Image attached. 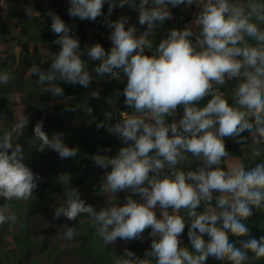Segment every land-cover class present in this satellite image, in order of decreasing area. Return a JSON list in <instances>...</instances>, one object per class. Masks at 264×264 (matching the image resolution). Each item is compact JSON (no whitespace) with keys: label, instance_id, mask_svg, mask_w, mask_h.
Wrapping results in <instances>:
<instances>
[{"label":"clouds","instance_id":"9594fccd","mask_svg":"<svg viewBox=\"0 0 264 264\" xmlns=\"http://www.w3.org/2000/svg\"><path fill=\"white\" fill-rule=\"evenodd\" d=\"M69 2L71 17L95 21L103 14L105 0ZM107 3L109 15L116 7L136 10L138 22L146 25V30L138 35L135 25L126 28L127 16L116 21L105 18L107 27L112 29L110 51L99 43L81 50L79 39L70 34L74 26L49 11L51 30L57 35L53 43L60 50L46 71L35 64L30 68L37 82L54 97L64 95L57 81L87 89L94 79L92 73L118 81L126 78L124 103L131 109L116 118L114 107L105 113V121L96 125L98 129L107 127L123 143L114 156L93 157L98 167L111 169L105 171L101 185L108 206L97 211L86 204L79 190L71 186L70 175L61 174L59 182L64 186L65 204L56 207L54 218L62 215L76 221L78 216H87L105 246L117 239L143 240L145 230L151 229L150 249L139 253L145 255L144 259L118 245L117 253L124 255L113 257L114 264H206L210 256L225 264H252L261 260L264 236L251 237L245 222L253 216V210L264 211V161L247 169L234 164L225 170L221 165L231 157L225 137L239 144L250 140L247 144L253 160L264 155L261 147L264 0H139L138 4L137 0H107ZM182 4L197 6L195 19L183 16L185 20L188 18L185 27L171 29L154 46L149 37L157 22L161 25L166 20L173 22L168 5ZM25 12L29 18L39 16L31 6ZM84 55L99 62L91 71L88 62L82 59ZM12 79V74L0 73V84L7 85ZM233 80L237 83L230 104L221 88ZM90 95L100 97L96 90ZM205 97L210 99L200 107ZM106 99L109 105L116 103L111 97ZM181 106L183 113L177 120V109ZM77 110L89 116L93 111L87 101L65 108ZM168 118L173 119L169 122ZM114 119L115 123H108ZM27 123L28 118L21 119L16 129H25ZM42 129V121L33 129L31 142L34 145L39 142L38 151L50 148L61 159L77 155V149L63 142L62 134L49 137ZM245 132L248 136L242 135ZM25 155L20 143L13 144L11 132L0 137V197L5 200L28 201L37 188L40 177L23 162ZM189 157L199 162L195 169L189 167L185 171L177 167L190 164ZM129 191L132 195L119 204L115 194ZM133 195L140 199H133ZM201 206L203 211L198 210ZM181 210L186 212V218L179 214ZM7 212V206L0 208V225L17 220L14 214L6 215ZM186 225L191 249L181 246ZM229 233L248 239L240 240L237 246L230 242ZM76 235V227L64 225L65 240L71 241ZM72 256L78 264H97L89 256L88 261L87 257L83 261L81 255Z\"/></svg>","mask_w":264,"mask_h":264},{"label":"trees","instance_id":"16d2710c","mask_svg":"<svg viewBox=\"0 0 264 264\" xmlns=\"http://www.w3.org/2000/svg\"><path fill=\"white\" fill-rule=\"evenodd\" d=\"M5 19L0 22V44L8 32V26L10 22L12 28L19 29V37L24 41L19 43L18 50L22 59L23 72L17 76L12 82L7 85L0 84V137L9 132L8 128H5V124L10 125L11 121H8L10 116L17 112V103L13 99L16 95L21 94L22 97V110L23 115L28 118V123L25 129L20 131V134L13 144L20 143L25 150L24 163L28 166L35 175H38L40 179L37 181V188L34 190L31 201L27 204L26 219L20 220V228L17 233L8 232L4 233L5 229L0 228V264L15 262L14 264H30L39 263L40 259L51 260L60 247L74 248V255H81L82 260L84 257H90L95 263L99 264H114L110 261L112 253L117 252V242L107 246L104 245L102 238L96 233L92 227L90 218L85 215L77 217L76 221H69L66 217L60 216L58 219L54 218L55 209L58 206L65 204V192L64 186L59 182V176L61 174H69L71 177V186L77 188L81 193V199L86 204H91L97 211L101 208L108 206V198L101 192V177H104L105 171L111 169H102L98 167L93 160V157L97 154L114 156L118 152L119 141L116 140V136L109 131L107 127L97 128L96 125L99 122L105 121V113L112 111L115 107L117 109V116L119 118L120 113L124 111H131L124 103L125 97L123 95V89L126 86V78L121 80L110 79L108 76L98 77L103 89H109L119 92L118 103L109 105L107 102L100 106L92 105V114L85 119V123L81 127L75 126L71 123V119L75 112L65 111L66 104L60 100V98H71L77 94H81L86 88L80 85L66 84L63 81H57L64 91V95L54 97L50 92L46 91L44 85H40L37 82V77L31 73L25 76L26 72L30 71L32 65H37L43 70H47L50 67L52 59L41 60L39 58V50L36 44H31L29 41L32 39L36 43L39 41V36H42L44 40H49L51 33L48 31L37 32L42 27L40 17L34 16L29 18L25 12V8L31 6L38 13H48L49 11L59 15L61 19L68 25L74 26L70 33L74 38H78L80 41V48L92 46V44L85 45V40L90 36V33L104 26L103 14L108 11V3L105 0V4L102 9V16L97 17L95 21L80 20L79 18L71 17L68 13L70 7L69 0H5ZM139 0H137V4ZM172 15H176L175 22H164L161 25L157 22L156 29L153 31L151 37L155 40L158 39V33L165 30L168 32L176 28L182 30L185 27V21L183 14L178 7H171L169 9ZM47 17L51 21V17L47 14ZM137 23L138 19H136ZM52 22V21H51ZM140 25V24H139ZM141 26V25H140ZM264 27V26H262ZM146 30V25L141 26L140 32ZM39 33V36H31L32 32ZM17 39V37H12ZM194 39V38H193ZM6 40V39H4ZM96 43L101 44L104 49H110V42L97 38ZM151 54V53H149ZM24 55V56H22ZM85 58L89 60L87 55ZM35 60V61H33ZM89 62V61H87ZM99 62L94 61L88 63V68L91 71ZM92 75L96 76L95 73ZM231 81L227 84L231 85ZM230 88H221V91L225 93V97L228 98L231 104L232 93H229ZM210 97H205L200 101L199 106L206 105ZM57 102V103H55ZM55 104V105H54ZM70 107V105H68ZM183 111L182 106L177 109V113ZM43 123V131H45L49 137L53 134H62L63 142L70 148H75L78 153L75 157L61 159L57 152L46 148L43 151H38L39 142L35 145L31 140L34 136V127L37 122ZM108 123H115V119ZM243 136H248V133H242ZM226 150L231 157H241L243 154V147L250 142L247 141L244 144L236 143L235 139L225 137ZM264 148V145H261ZM110 149V151H107ZM56 154V155H55ZM189 167L195 169L199 162L189 157ZM264 161V155L253 160L248 156L243 166L247 169L254 166L255 163ZM222 168L227 170L226 159L222 162ZM94 187L93 195H89L87 190ZM117 202L123 204L125 202V195L116 193ZM18 200H5L0 197V208L6 205L13 207L17 204ZM18 209V208H16ZM199 211H203L201 206ZM253 216L247 220L246 226L250 230L251 237L259 239L264 236V211L253 210ZM182 216L187 217L184 210L179 213ZM159 217V215H157ZM31 218L35 222V227L30 225ZM64 225L69 227H76L77 235L73 240H65L63 238ZM189 225H186L184 233L181 237V246L189 247L191 249L190 241L187 235ZM11 235L12 242L17 246V256L10 257L6 247L3 245L5 236ZM208 239L207 236L204 237ZM248 239V237H235L229 233L230 242L236 243L239 246V241ZM39 244L38 250L32 249V244ZM151 245L145 246L140 241H137L134 246L128 247L132 252L145 253L150 249ZM40 247V248H39ZM138 247H142V250ZM75 252V253H74ZM145 258V256L143 255ZM13 264V263H12ZM206 264H225V262L216 260L213 257H209ZM252 264H264V258L258 261H253Z\"/></svg>","mask_w":264,"mask_h":264},{"label":"rangeland","instance_id":"374dc122","mask_svg":"<svg viewBox=\"0 0 264 264\" xmlns=\"http://www.w3.org/2000/svg\"><path fill=\"white\" fill-rule=\"evenodd\" d=\"M21 1V0H19ZM6 1L5 0H0V22L4 21L5 19V8H6ZM169 9L172 7L171 5H168ZM197 6L195 4L188 6L186 4H182L179 6V10L180 12L186 16L189 15V19L194 20L195 16L197 15L198 11H196ZM107 13L104 15L103 14V23L104 26L93 31L92 33H90V37L85 40V45L87 44H96V39L97 38H101L104 39L108 42H110V46L112 47V42L110 40V34L112 29L107 27V23H106V19L107 20H111V21H116L117 19L123 17V16H127L129 17V21L128 24L125 25V27L127 28L130 25H135V27L137 28V34L139 35L140 30H141V26L137 23L136 19H138V12L136 10H133L132 8L125 6L123 8L121 7H116L114 8L113 12L111 15L108 14V11H106ZM173 18L171 19V21L175 22L176 19V15L173 14L172 15ZM42 22V27L39 31L37 32H41V30L43 32L48 31L51 33V37L49 38V40H44L42 36H39V33L36 34V32H32L31 36H39V41H37V43L34 40H30L29 42L31 44H36L39 50V58L43 61L45 59H53L55 54H58L59 50H60V46L56 45L53 43V41L55 39H57V35L51 30V21L49 20V18L47 17L46 13H39V16ZM168 21V20H166ZM12 24L10 22V25L8 26V32H6V35L3 39V42L0 44V73L3 72H8L10 74L13 75V79L10 81L12 82L17 76H19L22 72H23V67H22V59H21V55L19 53L18 50V46L19 43L23 42L24 39L19 37V29H15L12 28ZM147 28V26H146ZM167 33L165 32V30L160 31V33H158V39L155 40L153 39L151 36L149 37L152 41L154 46L158 45L159 41L163 38L167 37ZM17 37V39H12V37ZM110 47V49H111ZM85 48L82 47L81 50H84ZM110 49H106V51H110ZM149 54V53H148ZM24 56V55H22ZM82 59H84L85 61H89L88 63H93L94 61H91L90 59L87 60L85 58V55L82 56ZM35 61V60H33ZM98 62V61H97ZM30 74V71L26 72L25 76H28ZM94 79L92 81V83L89 85V87L87 89H85V91L81 94H77L71 98H60V100H62V102L64 104H66L67 106H75L81 102L87 101L88 105L91 107L92 105H97L100 106L102 104H104L105 102H107L106 98H113L116 103H118V96H119V92L118 91H114V90H109V89H103L101 86V82L100 79L96 76H94ZM233 83H231V85L226 84L225 86H223V88H227L229 87V93H232L234 91V88L236 86V81H231ZM99 91L100 93V97L97 98H93L91 97L90 93L93 91ZM17 103V112L14 113L12 116H10V118L8 119V121H11V124L7 126V124H5V128L9 129V132L12 133L13 136V141H16L20 131L16 129V124L21 120V119H26L27 117H25L23 115V110H22V97L21 94L16 95L13 99V102ZM57 103V102H55ZM115 103V104H116ZM55 105V104H54ZM183 111L179 114L177 113L175 119H179L180 116L182 115ZM89 116L83 111V110H77L75 112V114L73 115V118L71 119V123H73L75 126L77 127H81L84 125L85 123V119L88 118ZM173 118H168L169 122H171ZM117 141H119V148L121 146H123V143L121 141V139L119 137H115ZM250 143V142H249ZM118 148V150H119ZM251 149L250 146L247 144L245 147H243V154L241 157H228L227 158V162H226V166L229 168L230 166L234 165V164H242L245 161V159L250 156L251 154ZM58 154V153H56ZM55 154V155H56ZM177 167L184 169L185 171H187L189 169V165L188 163H182L180 165H178ZM103 176L101 177V185L103 183ZM93 191H94V187L90 188L87 190L89 195H93ZM35 191H33L34 194ZM121 193L125 196L128 195H132V193L129 192H118ZM32 194V196H33ZM32 197L28 200V201H18L17 204H15V206L13 205V207L11 206H7L8 208V212L6 213V215L9 214H14L17 217V220L15 222H8L5 223L3 225H0V228H5L3 230L4 233L8 232H12V233H17L19 228H20V220H25L26 219V213H27V204L31 201ZM133 199H137L139 200V196L138 195H133ZM18 208V209H16ZM157 214L160 215L159 209L156 210ZM35 222H33V218H31V222L30 225L34 228L35 227ZM151 229H147L144 232V237L145 239L143 240H131V241H127V240H121V239H117V244L119 245V247L124 248L123 251H125V248L128 249V247L134 246L135 243L137 241H140L142 244L144 245H151V237L149 236ZM96 233V230H95ZM97 234V233H96ZM5 241L3 242V245L6 247L8 254L11 255L10 257L14 258L15 256H17V246L15 244H13L12 242V236L11 235H7L5 236ZM38 246L39 244H32V246H30L32 249L35 248V250H38ZM40 248V247H39ZM138 248H142V247H138ZM68 248L65 247H60L57 249V251L55 250V254L53 255V258H51V260H46V259H40L39 263H33V261L30 264H78L77 260L74 259V257L72 256V254L70 255V251H68ZM70 252V253H69ZM124 255V253H112L110 256V261H113V257H120ZM137 257L144 259L143 258V254H135ZM145 256V255H144ZM87 261H88V257H87ZM12 264V262H10ZM8 264V263H5ZM88 264H94V263H88ZM99 264V263H98Z\"/></svg>","mask_w":264,"mask_h":264}]
</instances>
